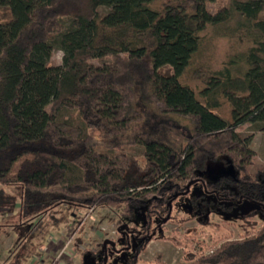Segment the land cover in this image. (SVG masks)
Wrapping results in <instances>:
<instances>
[{
	"label": "trees",
	"instance_id": "1",
	"mask_svg": "<svg viewBox=\"0 0 264 264\" xmlns=\"http://www.w3.org/2000/svg\"><path fill=\"white\" fill-rule=\"evenodd\" d=\"M154 1L0 0L10 11L0 21V209L18 205L22 221L0 228L62 207L72 217L106 207L129 220L143 211L126 264H151L138 254L164 238L162 226L180 219L178 201L200 182L219 200L261 206L263 223L240 239L212 237L200 252L185 244L178 264H264V166L250 169L251 137L237 131L249 123L264 132V0H229L216 13L207 10L216 0L161 10ZM217 26L251 45L207 77L203 103L180 79ZM56 48L63 65L50 63ZM242 60L246 70L233 72ZM165 66L172 73H160ZM222 99L231 121L212 112ZM222 158L235 173L206 181L200 172ZM129 235L121 249L131 248Z\"/></svg>",
	"mask_w": 264,
	"mask_h": 264
},
{
	"label": "rangeland",
	"instance_id": "2",
	"mask_svg": "<svg viewBox=\"0 0 264 264\" xmlns=\"http://www.w3.org/2000/svg\"><path fill=\"white\" fill-rule=\"evenodd\" d=\"M179 2L182 0H155L152 6L161 10L168 3ZM228 2L229 0H216L208 3L207 10L216 13ZM108 12L106 7L99 9L100 15ZM9 18V9L1 8L0 21ZM224 29L223 26H217L203 33L201 48L180 79L183 85L195 91L201 102L200 91L206 87L207 77L223 69L231 58H241L240 54L251 45L245 37L244 41H239L219 35ZM63 58L64 53L56 48L50 63L63 65ZM104 60L111 59H96L94 63L99 64ZM246 68L243 60L232 65L235 73H243ZM159 72L169 74L172 69L165 66ZM212 112L227 121L232 119L231 106L223 99L220 107L212 109ZM183 122L191 125L188 119ZM237 131L244 137H251L250 146L256 156L250 169L254 171L264 166V132L254 131L249 123L242 125ZM127 151L139 157L142 154V148L139 147ZM234 173L227 158L209 162L207 168L200 172L206 181H215L221 176ZM17 206L0 209V225H17L22 222ZM176 207L180 219L166 222L162 226L164 238L157 237L150 241L138 254L140 262L178 264L185 244L186 248L189 246L192 251L200 252L211 243L212 237L230 234L231 238L240 239L259 229L263 223L261 206L247 199L238 202L219 200L216 196L207 194L200 182L192 187L189 195L178 201ZM70 212L67 207H62L42 219L26 220L23 226L0 228V264H126L135 256L140 244L139 237L136 238L140 231L136 229H141L146 224L143 211L132 220L119 218L116 210L106 207L77 211L75 217ZM119 221L122 222L121 233L117 227ZM127 235L130 239L134 238L132 246L130 249H121L124 242L128 244Z\"/></svg>",
	"mask_w": 264,
	"mask_h": 264
}]
</instances>
